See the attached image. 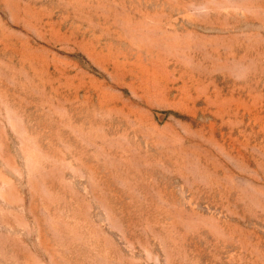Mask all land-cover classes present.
<instances>
[{
	"label": "rangeland",
	"instance_id": "1",
	"mask_svg": "<svg viewBox=\"0 0 264 264\" xmlns=\"http://www.w3.org/2000/svg\"><path fill=\"white\" fill-rule=\"evenodd\" d=\"M0 264H264V0H0Z\"/></svg>",
	"mask_w": 264,
	"mask_h": 264
}]
</instances>
